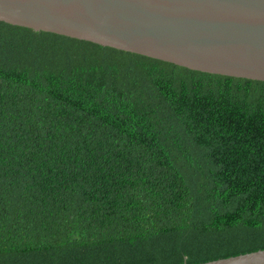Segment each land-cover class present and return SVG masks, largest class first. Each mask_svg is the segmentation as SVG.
Here are the masks:
<instances>
[{
	"label": "trees",
	"instance_id": "trees-1",
	"mask_svg": "<svg viewBox=\"0 0 264 264\" xmlns=\"http://www.w3.org/2000/svg\"><path fill=\"white\" fill-rule=\"evenodd\" d=\"M259 250L264 82L0 22V264Z\"/></svg>",
	"mask_w": 264,
	"mask_h": 264
},
{
	"label": "water",
	"instance_id": "water-1",
	"mask_svg": "<svg viewBox=\"0 0 264 264\" xmlns=\"http://www.w3.org/2000/svg\"><path fill=\"white\" fill-rule=\"evenodd\" d=\"M0 22L264 82V0H0ZM200 264H264V250Z\"/></svg>",
	"mask_w": 264,
	"mask_h": 264
}]
</instances>
